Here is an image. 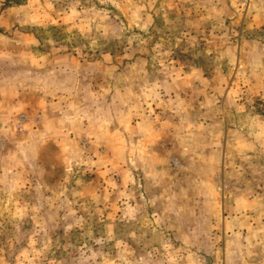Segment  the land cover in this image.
<instances>
[{
    "label": "rangeland",
    "instance_id": "obj_1",
    "mask_svg": "<svg viewBox=\"0 0 264 264\" xmlns=\"http://www.w3.org/2000/svg\"><path fill=\"white\" fill-rule=\"evenodd\" d=\"M0 0V264H264V0Z\"/></svg>",
    "mask_w": 264,
    "mask_h": 264
},
{
    "label": "trees",
    "instance_id": "obj_2",
    "mask_svg": "<svg viewBox=\"0 0 264 264\" xmlns=\"http://www.w3.org/2000/svg\"><path fill=\"white\" fill-rule=\"evenodd\" d=\"M10 3H19V2H16V1H11V0H4V5H7V4H10Z\"/></svg>",
    "mask_w": 264,
    "mask_h": 264
}]
</instances>
